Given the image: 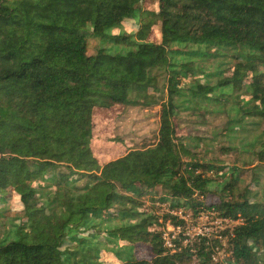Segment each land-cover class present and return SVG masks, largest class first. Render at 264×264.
Segmentation results:
<instances>
[{"label":"trees","instance_id":"trees-1","mask_svg":"<svg viewBox=\"0 0 264 264\" xmlns=\"http://www.w3.org/2000/svg\"><path fill=\"white\" fill-rule=\"evenodd\" d=\"M137 16L135 36L107 34ZM104 38L131 49L91 54L89 41ZM187 46L237 61L216 87L190 88L192 107L177 68L194 63L174 62ZM223 85L251 93L235 124H264V0H0V264H264V202L240 193L234 174L216 179L225 168L197 159L178 135L181 114ZM156 105V143L102 165L96 111ZM257 159L264 171V149ZM170 210L241 222L221 238L191 237ZM168 221L182 226L174 250L163 239ZM138 246L153 257L137 258ZM221 251L228 256L215 261Z\"/></svg>","mask_w":264,"mask_h":264},{"label":"rangeland","instance_id":"rangeland-1","mask_svg":"<svg viewBox=\"0 0 264 264\" xmlns=\"http://www.w3.org/2000/svg\"><path fill=\"white\" fill-rule=\"evenodd\" d=\"M145 9H150V6L147 4ZM139 23L140 17L137 16L135 19L129 20L123 28L113 29L107 34L110 36L125 33L135 36ZM155 36L158 37V35L152 34L151 40H155ZM89 44L91 54L100 47L109 48L111 53L121 54H126L131 49L129 46L111 43L107 38L91 39ZM180 49L185 54L176 56L174 62L178 64L194 63L192 66L182 65L177 68L184 71L186 76V83L182 87L185 89L183 93H187V96L181 100H186L185 105L192 107L195 103L191 100L190 88L197 84L216 87L222 79L234 72L237 61L232 62L233 59L225 52H220V56L208 58L187 54L194 50L205 51L204 48L187 46ZM211 53L216 54L215 51H211ZM165 78L166 75L162 72V77H158L157 84L164 86L167 83ZM250 94L247 89L236 90L234 86H220L207 94L209 99L200 105V111L195 108L193 112L187 111L181 114L180 121L177 120L180 123L177 130L183 141L197 153V159L214 167L225 168V171L220 173L225 176H218L216 179L222 182L234 174L239 179L238 191L240 193H245L247 198L264 202V171L259 172L256 167L258 165L257 154L264 149V124L248 125L243 128L241 124H235L233 121L235 118L240 121L239 119L243 117V110L240 112V108L248 106ZM217 99L221 101L213 103V100ZM160 111V105L151 108L129 107L126 109L120 106L109 111L97 110L94 116L95 128L92 148L99 162L103 165L120 158L133 148L139 149L156 143L160 126ZM203 111H225V113H219L214 117L201 114L200 112ZM236 111L240 112L238 116H236ZM244 120L246 123L260 122L259 118L249 115L245 116ZM211 174L212 172H209L208 175ZM222 187V183L212 182L207 188L214 191L221 190ZM247 187L248 189H246ZM218 200V197L211 195L208 201L215 203ZM7 215H14V213L9 212ZM220 223V219L212 214L198 220L188 218L187 233L191 237L206 233L215 234L219 230ZM220 253L223 258L227 255L224 251ZM136 256L139 259H151L153 254L150 248L138 246Z\"/></svg>","mask_w":264,"mask_h":264},{"label":"built area","instance_id":"built-area-1","mask_svg":"<svg viewBox=\"0 0 264 264\" xmlns=\"http://www.w3.org/2000/svg\"><path fill=\"white\" fill-rule=\"evenodd\" d=\"M169 212L171 215H173L175 217H178L180 219H184L186 221V223L188 222V217L184 215L182 210H173V211L170 210ZM212 215H216V214L212 212ZM220 221H221V223L219 226V230H217L215 232V234H217V237H219V238H221V236H219L220 232H223L225 230H230V233H232L233 228L241 222L239 220H232L230 218L220 219ZM181 231H182V226H175L171 223V221H168L166 223V225L163 227V239L165 241V245L167 248L174 250V248H175L174 240L176 239L177 235L181 233ZM187 235H189V234L187 233ZM203 235H205V234H203ZM209 235H211V234H209ZM214 259H215V261H218V259L222 260L223 257L221 256V253H218V255L215 256Z\"/></svg>","mask_w":264,"mask_h":264}]
</instances>
